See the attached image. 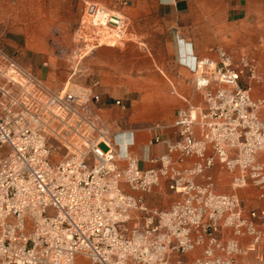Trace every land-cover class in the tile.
Returning a JSON list of instances; mask_svg holds the SVG:
<instances>
[{"label": "built area", "instance_id": "2783aa9c", "mask_svg": "<svg viewBox=\"0 0 264 264\" xmlns=\"http://www.w3.org/2000/svg\"><path fill=\"white\" fill-rule=\"evenodd\" d=\"M254 71L221 48L196 57L201 103L176 110L175 136L155 135L166 149L143 167L107 132L97 94L54 91L0 48V264H182L193 250L187 264H236L246 250L264 261V208L210 174L220 165L233 189L264 198V97L243 81ZM159 185L177 195L167 207L148 201Z\"/></svg>", "mask_w": 264, "mask_h": 264}, {"label": "rangeland", "instance_id": "374dc122", "mask_svg": "<svg viewBox=\"0 0 264 264\" xmlns=\"http://www.w3.org/2000/svg\"><path fill=\"white\" fill-rule=\"evenodd\" d=\"M188 1L197 6L199 0ZM220 1L225 4L227 0ZM237 1L242 6V19L224 30L212 31L214 43L205 46L200 56L214 55L221 48L234 61L248 58L255 74L243 81L249 84L253 97H264V0ZM148 3L149 0H0V48L54 91L66 87L80 92L85 75L102 69L111 71L136 92L123 100L124 108L106 110L105 118L123 113L120 119L125 118V127L136 129L142 142L152 140L154 130L172 135L176 110L199 105L202 92L194 88L192 72L184 89L172 88L173 78L164 68L171 48L158 30L162 25L159 13L143 12ZM93 5L97 6L94 11ZM120 18L123 25L119 28ZM220 23L215 18L212 21V25ZM61 152L66 149L61 148ZM60 158L61 154L54 156L55 160ZM210 174L217 191L237 193L246 209L264 208V198L257 196L255 187L233 189L231 174L220 165H215ZM176 197L159 185L148 195V201L167 207ZM258 249L264 253V241ZM197 253L188 251L182 264ZM236 257V264H264L256 251L246 250Z\"/></svg>", "mask_w": 264, "mask_h": 264}, {"label": "crops", "instance_id": "0c3cea01", "mask_svg": "<svg viewBox=\"0 0 264 264\" xmlns=\"http://www.w3.org/2000/svg\"><path fill=\"white\" fill-rule=\"evenodd\" d=\"M220 2V0H199L198 5L194 6L188 0H149L148 5L143 6L144 13L153 15L159 13L162 25H158V30L163 33L165 42L171 48V52L164 60V68L168 76L173 78L172 88H185L196 57L204 52L205 46L214 43L212 31L224 30L226 26L242 19L240 16L242 6L237 0H227L225 4ZM214 18L216 23L219 21L221 23L212 25ZM137 54L139 55L140 52L137 51ZM82 82L83 88L91 90L100 97L102 105L97 112L103 119L107 132L113 135V140L121 153L136 152L142 160L141 166L146 167L149 165L148 159L165 151L163 142L154 141V137L148 142H142L136 129L125 127V118L120 119L123 113H118L116 116L113 113L114 116L105 118V111L117 106L114 104V99H121L123 102L124 99H130L135 94V89L126 80L102 69L97 70L95 74L88 73L83 77ZM118 107L124 108V105ZM156 131L154 130V136L159 135L162 139L175 136V130L174 134L166 136ZM122 141H126L125 147L121 146Z\"/></svg>", "mask_w": 264, "mask_h": 264}, {"label": "bare ground", "instance_id": "6f19581e", "mask_svg": "<svg viewBox=\"0 0 264 264\" xmlns=\"http://www.w3.org/2000/svg\"><path fill=\"white\" fill-rule=\"evenodd\" d=\"M115 142V141H114ZM128 143V142H127ZM120 144H121V146L122 147H125V144H126V141H122V142H120ZM120 149V148H119ZM122 151V150H121ZM126 151V150H125ZM138 153V152H137Z\"/></svg>", "mask_w": 264, "mask_h": 264}]
</instances>
